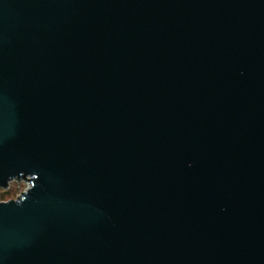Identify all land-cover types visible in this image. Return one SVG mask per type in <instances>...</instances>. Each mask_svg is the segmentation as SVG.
I'll return each instance as SVG.
<instances>
[{
  "label": "water",
  "instance_id": "1",
  "mask_svg": "<svg viewBox=\"0 0 264 264\" xmlns=\"http://www.w3.org/2000/svg\"><path fill=\"white\" fill-rule=\"evenodd\" d=\"M0 264H264V0H0Z\"/></svg>",
  "mask_w": 264,
  "mask_h": 264
},
{
  "label": "rangeland",
  "instance_id": "2",
  "mask_svg": "<svg viewBox=\"0 0 264 264\" xmlns=\"http://www.w3.org/2000/svg\"><path fill=\"white\" fill-rule=\"evenodd\" d=\"M27 188V184L23 181H13L9 184L7 190L0 189V202L15 200Z\"/></svg>",
  "mask_w": 264,
  "mask_h": 264
},
{
  "label": "built area",
  "instance_id": "3",
  "mask_svg": "<svg viewBox=\"0 0 264 264\" xmlns=\"http://www.w3.org/2000/svg\"><path fill=\"white\" fill-rule=\"evenodd\" d=\"M22 181L25 182V183L27 184V188H28V187H29V182H27L26 180H22ZM8 188H9V186H8ZM8 188H7V189H8ZM27 188H26V189H27ZM7 189H6V190H7ZM21 194H22V193H21ZM21 194H20V195H21ZM20 195H19V196H20Z\"/></svg>",
  "mask_w": 264,
  "mask_h": 264
}]
</instances>
